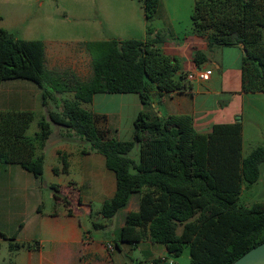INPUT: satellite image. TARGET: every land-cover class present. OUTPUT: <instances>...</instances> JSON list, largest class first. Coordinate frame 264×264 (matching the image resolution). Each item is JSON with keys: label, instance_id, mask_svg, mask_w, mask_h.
Returning a JSON list of instances; mask_svg holds the SVG:
<instances>
[{"label": "trees", "instance_id": "obj_1", "mask_svg": "<svg viewBox=\"0 0 264 264\" xmlns=\"http://www.w3.org/2000/svg\"><path fill=\"white\" fill-rule=\"evenodd\" d=\"M140 2L151 35L161 0ZM191 21L193 33L204 37L210 50L244 46L242 92L264 93V0H195ZM162 42L157 36L87 43L92 76L83 80L72 70H48L43 41L22 40L0 29V89L6 81H30L42 90L44 108L49 101L59 102V111H46L32 136L28 132L37 117L34 111L0 110V172L19 166L44 183L52 124L73 130L105 157L106 167L116 176L115 195L103 203L100 215L111 221L138 196V209L126 215L116 234L117 249L121 244L149 241L163 245L175 258L188 247L191 264H233L264 243V203L251 208L238 205L244 186L259 181L264 163V147L244 157L242 122L216 124L210 133L201 134L194 129L191 115L164 118L149 109L137 114L133 139L117 141L108 140L98 126L100 119L82 107L93 103L98 94H136L145 107H151L154 98L190 90L187 74L177 59L164 53ZM194 61L201 66L207 56L197 52ZM54 80L60 90L49 89ZM62 93L74 96L59 101ZM136 147L137 161L131 157ZM59 155L63 167H55L53 173L67 174L68 156ZM50 187L56 191L54 199L65 203L71 214V203L59 195V185ZM16 239L17 234L9 237L0 232V249L1 242L7 241L10 263L20 249H37V243ZM165 262L156 258L132 264Z\"/></svg>", "mask_w": 264, "mask_h": 264}, {"label": "crops", "instance_id": "obj_2", "mask_svg": "<svg viewBox=\"0 0 264 264\" xmlns=\"http://www.w3.org/2000/svg\"><path fill=\"white\" fill-rule=\"evenodd\" d=\"M194 3L195 0H161L156 16L151 23L153 29L151 35L147 33L145 14L141 8L138 35H130L132 37L129 38L120 36L116 39L143 41L160 36L163 39L164 53L179 61L183 73L187 75L198 71L210 73V78L206 81L191 82L190 90L166 95L161 99L154 98L151 105L153 111L160 117L191 115L194 129L198 133L208 134L216 124L243 122L244 120V116L236 112L231 120L219 121L217 112H222L223 107L220 104L221 100L214 99L216 96H238L245 103L248 99L255 100L264 97V93L245 94L242 92L241 66L244 57L242 47H216L210 50L206 39L193 33L191 15ZM44 5L43 0H0V29H5L22 40L43 41L46 47L48 70L70 69L79 76L75 67H70L71 63L75 62L76 53L62 54L59 51L53 53L48 48L55 40H51L44 29L52 27V23L57 21L52 20L50 14L53 12V8L51 6L45 8ZM17 30H22V32L26 30V33L20 37L15 34ZM33 35L36 37H32ZM197 52L207 56V61L201 66H198L194 61ZM227 55L235 60L234 64L238 66V74L235 78L236 86L224 91L222 74H224ZM215 71L220 73V88H222L220 91L216 89ZM41 93L40 87L30 81H6L0 89V110L35 112V106L39 103ZM69 94L74 96L73 93ZM100 95L113 96L112 98L117 100H121L123 97H135L136 112L143 111V104L136 94H98L94 97L93 103ZM92 155L87 152V157H92ZM98 155L97 167H95V161L83 163L82 180H68L63 178L64 174L55 175L53 173V178L48 183H40L32 174H25L23 169L19 170L17 166H9L0 172V232L9 237L17 234L16 240L19 243L38 244L37 249H20L13 256L14 264H130V262H146L156 258L165 259V263L168 264L166 248L149 241L137 246L121 244V248L117 249L116 234L123 227L125 220L120 228L114 231L112 241L115 250L113 252L108 250V246L111 245L108 240L109 235L103 231L101 226L96 228V224L92 225V208L94 202L102 208L105 201L114 197L117 181L114 172L106 167L105 157L101 154ZM47 159L46 148L44 175L47 170ZM69 174L70 170L65 176L69 178ZM14 177L18 180H13ZM50 183L59 185V195L67 197L70 201L71 214H68L66 207H60L59 210L45 209L49 200H54V194L48 193L46 203L42 193L45 186H51ZM100 211L99 209L98 215L102 217ZM135 249L140 250L141 254L145 256V260L143 258V260L129 262V256Z\"/></svg>", "mask_w": 264, "mask_h": 264}, {"label": "rangeland", "instance_id": "obj_3", "mask_svg": "<svg viewBox=\"0 0 264 264\" xmlns=\"http://www.w3.org/2000/svg\"><path fill=\"white\" fill-rule=\"evenodd\" d=\"M44 7H52L53 12L50 13L52 20V27L44 29L48 33L51 40H55L48 48L52 52L59 51L62 54L75 55V62L71 63L70 67H75L79 77L83 80H89L92 76V62L89 53L85 48V44L90 42L107 41L118 37L129 38L138 35V27L140 26V10L142 4L140 0H43ZM171 6V4H170ZM185 6V5H184ZM143 12V11H142ZM38 31V30H33ZM26 33V30H17L15 33L20 37ZM45 35V34H42ZM132 35V36H130ZM32 37H36L33 35ZM126 40V39H125ZM225 48V47H218ZM233 58L226 56L224 74V91L234 88L236 86V74H238V66L234 64ZM237 67V71H236ZM70 70V69H68ZM61 72L62 70H55ZM216 89L220 91V73L214 72ZM25 81V80H20ZM53 81V80H52ZM51 83V82H50ZM48 83V84H50ZM51 91L61 89L59 81L54 80L50 84ZM101 96V97H100ZM94 103L83 104L82 107L87 111L94 113L98 120L99 128L105 132L108 140L117 141H131L133 139V122L138 112H136L135 97H123L117 100L107 95H100ZM134 96V95H132ZM59 101L61 99L73 98L69 93H62L57 96ZM253 98V97H252ZM221 100L222 112H217L219 121L231 120L233 115L237 112L244 116L242 122L244 127V142L243 155L249 156L256 148L264 147V97L255 100L248 99L245 103L238 96L227 97L226 95H219L214 98ZM213 99V100H214ZM59 102L55 103L49 101V106L44 108L42 105L41 96L39 103L35 106L36 120L32 123L28 134L34 135L38 131L39 119L46 115V111L52 110L58 112L57 108ZM143 110L152 109L151 107L143 106ZM105 118V119H104ZM52 136L47 145V165L46 173L43 177L44 182H49L53 178V169L59 165L63 167L62 158L59 151L66 154L69 163L70 174L64 177L68 180H82L83 163L87 161L94 162L97 167L96 160L99 155L91 150V144L80 134L73 130H68L63 127L52 124ZM58 151V152H57ZM87 152L92 153V157H87ZM131 157L136 161L139 160V147H136L131 154ZM101 158H103L101 156ZM19 170H22L17 166ZM25 174H30L22 170ZM260 179L254 185H245L243 193L238 203L239 207L251 208L256 203H264V163L260 166ZM31 176V175H30ZM18 180L17 178H12ZM49 185H52L51 183ZM69 185V182H67ZM86 191V190H85ZM43 196L47 203L48 193L54 194L56 191L50 186H45L43 189ZM67 198V197H66ZM65 207V203L49 200L46 205L48 209H60ZM101 207L98 203L93 204L92 225L96 224L98 228L102 227L103 231L107 232L110 244L113 245L114 231L120 228L124 223L126 215L132 210L138 209V196H133L128 207L122 209L113 220H107L99 217L98 211ZM87 223V222H86ZM95 227V226H94ZM114 246V245H113ZM163 246V245H162ZM9 246L7 241L2 242L0 249V264H14L9 262ZM140 250H133L129 256L130 260L136 261L144 258ZM168 264H191L189 256V248L186 247L184 253L178 257L167 256ZM145 260V258H144ZM166 261V260H165ZM132 262H130L131 264Z\"/></svg>", "mask_w": 264, "mask_h": 264}, {"label": "water", "instance_id": "obj_4", "mask_svg": "<svg viewBox=\"0 0 264 264\" xmlns=\"http://www.w3.org/2000/svg\"><path fill=\"white\" fill-rule=\"evenodd\" d=\"M241 47L244 51V56H246L247 53L244 50V46ZM233 264H264V243L244 254Z\"/></svg>", "mask_w": 264, "mask_h": 264}, {"label": "built area", "instance_id": "obj_5", "mask_svg": "<svg viewBox=\"0 0 264 264\" xmlns=\"http://www.w3.org/2000/svg\"><path fill=\"white\" fill-rule=\"evenodd\" d=\"M209 78H210V73L205 71H198L196 73H190L187 75V80L189 82H193V81L202 82L208 80ZM108 250L110 252H113L115 250V247L113 245H109Z\"/></svg>", "mask_w": 264, "mask_h": 264}]
</instances>
